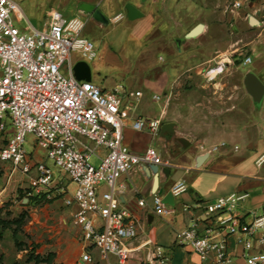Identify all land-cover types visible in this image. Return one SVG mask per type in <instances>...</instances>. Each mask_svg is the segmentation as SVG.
I'll use <instances>...</instances> for the list:
<instances>
[{"label":"built area","instance_id":"built-area-1","mask_svg":"<svg viewBox=\"0 0 264 264\" xmlns=\"http://www.w3.org/2000/svg\"><path fill=\"white\" fill-rule=\"evenodd\" d=\"M14 18L25 20L22 30ZM85 24L82 12L66 18L53 8L38 28L15 0H0V132L9 134L0 148V161L10 163L25 176L26 200L51 199L57 190L64 205L74 207L72 217L80 228L81 262L92 263V249H96L102 257L114 255L123 264L132 252L130 240L142 225L120 207L122 188L117 181L137 166L156 164L160 172L171 164L154 146L138 153L124 144L121 86L106 90L93 80L75 76L76 62H89L97 55L93 41L83 34ZM249 62L251 56L244 54L242 63ZM216 63L219 68L221 62ZM261 112V150L256 159L259 167L264 166V98ZM161 125V119L137 117L131 121L134 129L152 134H157ZM29 134L51 165L35 159L34 151H27ZM226 146L221 141L199 148L210 154ZM93 156L99 162L97 166L90 161ZM187 189L180 179L170 192L174 198ZM248 195L233 192L206 204L204 211L216 226L213 233L210 228L201 230L192 221L176 232V242L189 246L203 260L212 255L215 264H234L226 236L235 235L243 248L241 264H264V203L260 211L250 212V218L237 211ZM190 208L189 204L182 206L183 211ZM152 209L163 217L176 212L175 204L165 202L158 191L153 193ZM220 230L225 235H219ZM142 246L152 247L151 256L139 264H169V255L162 246L151 240Z\"/></svg>","mask_w":264,"mask_h":264},{"label":"crops","instance_id":"crops-1","mask_svg":"<svg viewBox=\"0 0 264 264\" xmlns=\"http://www.w3.org/2000/svg\"><path fill=\"white\" fill-rule=\"evenodd\" d=\"M236 1L241 5L233 6ZM83 2L93 5V11H99L102 17V20H98L92 16V13L87 15L82 13L86 19L83 30L86 37L87 28L91 25L92 28H101L109 22L127 19L137 38L147 44H153L157 50L165 51L166 46L161 42L162 37L171 31L164 19L165 16L175 18L195 16L196 19H200L196 25L198 23L204 25L198 36L179 44L177 60L170 55L166 64L154 66L152 82L164 91L163 98L158 95L160 98L157 100L163 99L158 113L144 117L134 111L141 103V91L134 94L131 89L120 83L104 89L112 90L116 86H121L120 93L123 96L125 114L124 144L138 153L145 151L148 146H156L160 154L171 164L168 176L159 174L156 190L153 188V176L143 165L122 174L117 181L122 188L120 207L142 225L138 229L137 236L130 240L129 247L132 252L123 264H139L141 259L146 258L147 255L151 256L152 247L142 246L146 240H151L166 250L170 259L169 264H215L212 255L203 260L189 246L177 243L175 235L178 230L188 226L192 221H196L201 230L210 228V232L213 233L216 226L211 216L205 213V205L233 192L249 194L238 207L237 211L240 215H248L247 217L250 218V212L260 211L264 203V166H257L256 159L261 150V122L258 140L253 143L248 125L251 122L249 116L256 113L257 107L247 90L246 105L232 106L229 108L231 112L223 119L220 116L215 117L213 112L206 111L203 106L180 102L176 97L171 100V88L183 74L188 60L193 58L196 63H201L202 59L205 63L216 60L222 63L219 58L227 55L229 51L235 53L240 48L244 50L243 55L251 56V62L247 63L250 64L249 71L264 81V0H84ZM127 4L138 10L136 18H128ZM77 10L76 12L79 13V5ZM116 16L119 18L115 19ZM216 65L217 63L210 68L209 74L215 75L220 71L222 65L219 68H216ZM236 97H240V94ZM236 107L238 110H235ZM137 117L161 119L162 124L171 122L173 126L165 132H162L160 127L157 134H152L146 129L136 130L131 126V121ZM221 141H225L227 146L199 160V156L206 153L199 148L200 145L210 146ZM191 145L195 147L192 148ZM234 145H238V149H233ZM180 179L185 181L188 189L173 198L175 214L168 217L156 214L152 209L154 191L161 190V194L165 195ZM103 189L106 187L103 186ZM141 200L144 202L142 205ZM183 204H189L191 208L183 211ZM67 208L72 217L74 207ZM220 231L222 232L219 235H225L223 230ZM226 241L228 250L234 257V264H241L240 255L243 248L237 242V237L227 235ZM93 257L92 263H81L119 264L118 258L114 255L102 257L98 253L97 257Z\"/></svg>","mask_w":264,"mask_h":264},{"label":"rangeland","instance_id":"rangeland-1","mask_svg":"<svg viewBox=\"0 0 264 264\" xmlns=\"http://www.w3.org/2000/svg\"><path fill=\"white\" fill-rule=\"evenodd\" d=\"M15 1L26 17L41 28L45 23L46 13L51 8L58 9L63 16L69 18L78 13L77 7L84 0ZM164 19L171 30L162 37L165 51L157 50L153 44L137 38L127 19L109 22L101 28H92L91 25L85 33L97 49L96 57L88 62L93 82L103 88L120 83L134 94L141 91V103L134 111L144 117L158 113L163 104V99L154 98L155 95L162 96L164 93L152 82L154 66L166 64L170 55L177 60L180 49L177 40L180 39L181 44L185 40L194 39L185 38V33L200 20L195 16H165ZM14 21L21 30L24 28L25 20L14 18ZM243 53L244 50L240 48L235 53L229 51L219 58L222 60V67L215 76L213 73L209 74V71L216 61L205 63L202 59L197 64L193 58L188 60L183 74L172 85L171 100L176 97L180 102L203 106L206 111L213 112L215 117L223 119L231 112L229 108L232 106L246 105L243 80L249 72L250 64L242 63ZM201 55L202 53L199 57ZM238 94L240 97H236ZM262 103L256 104V113L249 116L251 122L248 128L253 143L258 140ZM8 135L7 132H0V148L7 143ZM25 147L28 152L34 151L35 159H43L52 164L45 152L35 147L33 135L27 136ZM190 147L194 148L195 145ZM90 161L95 166L99 163L94 156ZM27 186L25 176L14 170L10 163L0 161V220L8 222L7 227H2L0 222V264H84L80 260V228L64 205L62 195H58V191L54 189L55 196L51 199L29 202L26 200ZM14 220H20L19 225ZM15 228L17 236L13 233ZM98 253L96 249H92V256L97 257Z\"/></svg>","mask_w":264,"mask_h":264},{"label":"water","instance_id":"water-1","mask_svg":"<svg viewBox=\"0 0 264 264\" xmlns=\"http://www.w3.org/2000/svg\"><path fill=\"white\" fill-rule=\"evenodd\" d=\"M94 6L85 2H82L79 4V11L84 13V14H90L92 13V16L98 20H102V17L99 13V11L94 10ZM127 16L129 19H134L138 16V10L132 6L131 4H127ZM204 25L202 23H198L195 25L189 32L185 34V38H195L198 36L202 30H203ZM180 39L177 40V42L180 44ZM74 74L79 80H86V81H91L92 80V72L90 65L88 62L84 60H80L76 62L73 66ZM244 85L247 90V92L251 95L253 101L255 104H261L262 100L264 98V82L260 80L256 74L253 72L249 71L245 74L244 77ZM173 126V123L168 122L164 123L161 126V131L165 132L169 130ZM184 139H182L183 141ZM208 153L202 154L199 156V160H202L204 157H207ZM144 168L149 172L150 175L153 176V188L156 190L158 187V178H159V173L164 174L165 176H168L170 173V167H163L160 169L159 172V166L156 164H150V165H143ZM158 193H162L161 190L158 191ZM164 201L173 204V197L171 192H167L164 195Z\"/></svg>","mask_w":264,"mask_h":264},{"label":"trees","instance_id":"trees-1","mask_svg":"<svg viewBox=\"0 0 264 264\" xmlns=\"http://www.w3.org/2000/svg\"><path fill=\"white\" fill-rule=\"evenodd\" d=\"M42 199H46V198H37V197H33V198H29V202H37V201H40V200H42ZM0 222H1V224H2V227H7L8 226V222H5V221H2V220H0ZM18 223V225H19V223H20V220H14V223ZM13 233H14V235L15 236H17V229L15 228L14 230H13ZM1 235V234H0ZM49 255H51V254H49Z\"/></svg>","mask_w":264,"mask_h":264}]
</instances>
